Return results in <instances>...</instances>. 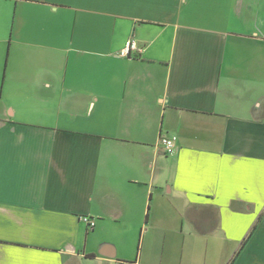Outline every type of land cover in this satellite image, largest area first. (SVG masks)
<instances>
[{"label":"crops","instance_id":"0c3cea01","mask_svg":"<svg viewBox=\"0 0 264 264\" xmlns=\"http://www.w3.org/2000/svg\"><path fill=\"white\" fill-rule=\"evenodd\" d=\"M0 264H264V0H0Z\"/></svg>","mask_w":264,"mask_h":264},{"label":"built area","instance_id":"2783aa9c","mask_svg":"<svg viewBox=\"0 0 264 264\" xmlns=\"http://www.w3.org/2000/svg\"><path fill=\"white\" fill-rule=\"evenodd\" d=\"M139 48L133 39H129L124 48L120 50V56H128L130 52H137ZM175 137H161L159 139V144L162 146L164 153L170 154L173 151ZM82 220L86 223L88 229H92L94 227V221L88 217H82Z\"/></svg>","mask_w":264,"mask_h":264}]
</instances>
